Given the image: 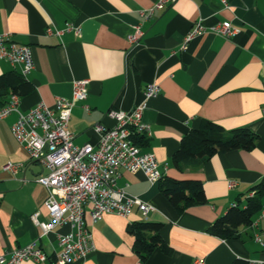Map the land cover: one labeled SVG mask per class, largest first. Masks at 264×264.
<instances>
[{"label":"crops","instance_id":"obj_1","mask_svg":"<svg viewBox=\"0 0 264 264\" xmlns=\"http://www.w3.org/2000/svg\"><path fill=\"white\" fill-rule=\"evenodd\" d=\"M158 0H0V35L31 48L34 69L23 79L18 66L0 61V108L8 101L15 79L22 78L31 90L18 95V109L25 113L42 102L51 107L56 98L71 99L72 82L88 80L87 97L75 103L68 129L76 146L96 145L94 128H112L109 110L130 111L145 100L149 83L159 94L146 101L142 121L150 135L138 145L157 160L162 178L195 180L202 184L206 203L179 214L141 172L120 171L116 188L153 207L144 216L136 208L127 217L104 215L92 223L89 208L84 220L94 248L83 260L65 264H139L133 251L134 223H161L160 236L170 249H156L143 264H264V201L253 227H240L237 239L223 240L208 228L232 204L252 192L264 175V0H177L156 10L149 20L139 12ZM205 32L181 45L194 24ZM229 22L237 29L223 38L209 31ZM139 24L143 33L131 47L127 36ZM78 29L55 36L47 29ZM16 121L12 113L0 120V257L32 242L47 255L43 264H57V234L73 229L60 226L41 236L33 223H46L43 208L46 189L35 179L46 170L31 161L11 135ZM203 122L223 128L225 135L245 128L257 135L250 151L218 153L196 167L181 170L171 163L181 138ZM19 165L15 174L2 170ZM233 183V186H229ZM0 264H2L0 260ZM21 264H36L25 261ZM141 264V263H140Z\"/></svg>","mask_w":264,"mask_h":264},{"label":"built area","instance_id":"obj_2","mask_svg":"<svg viewBox=\"0 0 264 264\" xmlns=\"http://www.w3.org/2000/svg\"><path fill=\"white\" fill-rule=\"evenodd\" d=\"M177 0H158L152 7L139 12L145 20H149L156 10H161L166 4ZM225 4L224 0H221ZM78 29L67 25L64 30L47 29V34L60 36L65 32ZM200 22L194 24L185 36L181 49L196 35L205 32ZM209 31L223 38L236 34L237 29L229 22H220L211 26ZM143 33L140 25L131 27L127 41L131 47L139 44ZM6 61L18 66L20 76L25 79L34 69L32 50L27 45L18 44L10 39L9 34L0 35V61ZM264 68V60H263ZM88 80L72 82L71 99L56 98L53 106L48 107L40 102L25 113L18 109V95L11 94L5 105L0 108V120L10 114H16V121L10 132L14 140L20 144L31 161L46 170V174L35 179L47 191L43 202L49 221H37V215L32 216L33 223L45 236L56 227L68 225L73 231L57 234V264H65L75 260L85 259L93 250V240L88 230L84 215L89 208V218L92 223L100 221L104 215L114 214L127 217L136 208L144 216L153 211V207L139 198L129 196L116 188L115 182L120 171L130 173L141 172L151 183H158L162 174L153 154L143 152L134 143L137 136H149V125L142 121L146 101L159 94V86L147 84L144 91L145 100L134 106L130 111L109 110L107 117L114 121L112 128L95 127L99 139L96 145L84 144L76 146L73 135L68 129L70 114L75 103L84 101L87 97ZM264 115V107L262 109ZM19 165L7 163L2 170L15 174ZM233 186V183H229ZM251 192L247 198L253 196ZM257 222H253L255 227ZM264 234H256L254 239L260 243ZM2 264H21L33 261L43 264L47 255L32 242L22 248L14 249ZM141 263V262H140ZM139 263V264H140ZM143 264V263H141ZM197 264H201L197 262Z\"/></svg>","mask_w":264,"mask_h":264},{"label":"trees","instance_id":"obj_3","mask_svg":"<svg viewBox=\"0 0 264 264\" xmlns=\"http://www.w3.org/2000/svg\"><path fill=\"white\" fill-rule=\"evenodd\" d=\"M2 85V79H1ZM13 94L24 95L31 90L30 85L22 78L11 84ZM257 135L245 128L231 131L228 135L222 127L212 122H203L198 129L184 135L177 151L171 157V163L179 170L183 167H196L218 153L231 151H250L254 148ZM144 136L134 139L136 145L142 144ZM159 191L179 214L187 208L206 203L202 184L195 180H174L162 178ZM251 198H245L244 205L238 201L232 204L224 215L217 218L208 228V232L220 239H237L240 227L252 225L264 201V175L251 188ZM161 223L140 222L128 227L129 234L134 236L133 251L141 263H145L154 250L169 254L170 249L160 236Z\"/></svg>","mask_w":264,"mask_h":264}]
</instances>
